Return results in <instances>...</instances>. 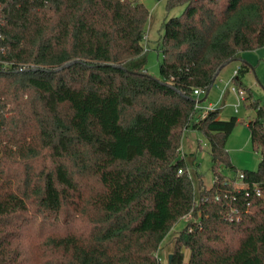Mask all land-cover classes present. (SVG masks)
I'll return each mask as SVG.
<instances>
[{
	"label": "trees",
	"instance_id": "1",
	"mask_svg": "<svg viewBox=\"0 0 264 264\" xmlns=\"http://www.w3.org/2000/svg\"><path fill=\"white\" fill-rule=\"evenodd\" d=\"M177 5L155 77L138 0H0V264H161L188 215L171 264H264V104L246 89L261 161L236 189L238 118H202L194 95L264 47V0H167ZM251 69L242 60L237 72ZM189 131L209 142V189L193 170L201 144L178 153Z\"/></svg>",
	"mask_w": 264,
	"mask_h": 264
},
{
	"label": "rangeland",
	"instance_id": "2",
	"mask_svg": "<svg viewBox=\"0 0 264 264\" xmlns=\"http://www.w3.org/2000/svg\"><path fill=\"white\" fill-rule=\"evenodd\" d=\"M145 4L150 11V18L147 22L145 41L149 47H146L148 64L147 72L155 77H159V65L162 61V56L157 51V45L160 36L163 34V22L167 19L180 16L185 7L175 6L174 9L168 10L166 7L167 0H138ZM245 61L251 66V71L244 77L236 75L235 72L240 67L241 62ZM245 89L246 95L248 90L252 92L254 100L261 101L264 104V47L254 51H244L241 54V59L233 61L227 65L217 78L215 84L210 89L206 100L201 102V107L208 109L211 106L222 109L220 119L227 121L230 117H237L238 124L232 134L228 137L227 149L231 161L238 173L245 170L256 171L261 161V156L253 150L248 121L251 120L255 112L248 108L247 102L238 103L237 95L231 88H227L228 84L236 85V81ZM236 87V86H235ZM229 90V91H228ZM246 97V96H245ZM205 98V95L201 98ZM182 150L189 156L197 150L198 143L202 141V149L196 153L197 162L199 163L197 170L203 174L205 186L209 189L214 182V176L211 172L212 157H210V145L208 140L198 131L186 132L182 137ZM224 173L230 177H235L231 171L225 170ZM238 184H241L239 181ZM189 219H182L170 234L163 240L157 257L161 264H169V255H173L175 249V238L180 230L186 226ZM186 251V255H187Z\"/></svg>",
	"mask_w": 264,
	"mask_h": 264
},
{
	"label": "built area",
	"instance_id": "3",
	"mask_svg": "<svg viewBox=\"0 0 264 264\" xmlns=\"http://www.w3.org/2000/svg\"><path fill=\"white\" fill-rule=\"evenodd\" d=\"M26 68H27L26 66L19 68V67L15 66L13 63H8V64H5L4 66H2V71L8 73V71H13V70L24 71ZM235 74L238 75V72L236 71ZM227 88H231L232 91L237 95L238 103L244 101L245 96H246L245 89H237L234 85H232V82L228 84ZM194 95H195V98H196L195 107L198 110H200V112L202 111V113L200 114L202 116V118L205 117L210 110L217 108V107L211 106V105H210V107L208 109H204L203 107H201L200 100H201L202 96L204 95V92L202 90L195 89ZM199 143L202 146V141H200ZM202 151H203V149H202ZM178 153H179L180 157H183L185 155L184 151L182 150V147L179 149ZM179 173H182V170H180ZM244 180H245V174L244 173H239V175L237 177V181L235 183L236 189H244L246 187V182H244ZM239 181L241 182V184H238ZM255 189H256L255 190L256 191V195L260 197L262 195L261 190L256 188V187H255ZM216 199L219 200V197H217ZM184 218L191 220L192 216L188 215V216H186Z\"/></svg>",
	"mask_w": 264,
	"mask_h": 264
},
{
	"label": "water",
	"instance_id": "4",
	"mask_svg": "<svg viewBox=\"0 0 264 264\" xmlns=\"http://www.w3.org/2000/svg\"><path fill=\"white\" fill-rule=\"evenodd\" d=\"M72 64H73V63L66 64V65L63 66V68L70 67ZM206 99H207V97L204 98V100H206ZM172 256H173V255H169V257H168V258H169V264L172 263V259H173Z\"/></svg>",
	"mask_w": 264,
	"mask_h": 264
},
{
	"label": "crops",
	"instance_id": "5",
	"mask_svg": "<svg viewBox=\"0 0 264 264\" xmlns=\"http://www.w3.org/2000/svg\"><path fill=\"white\" fill-rule=\"evenodd\" d=\"M238 68H239V67H238ZM228 91H229V90H228ZM203 96H204V95H203ZM203 96H202V97H203ZM201 100H202V99H201ZM203 101H204V99H203ZM201 113H202V111H201L199 114H201Z\"/></svg>",
	"mask_w": 264,
	"mask_h": 264
}]
</instances>
